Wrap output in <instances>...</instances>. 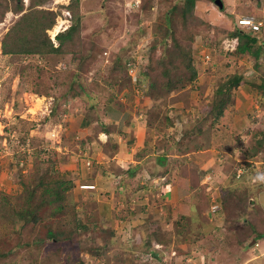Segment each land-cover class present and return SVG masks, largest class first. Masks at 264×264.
Listing matches in <instances>:
<instances>
[{"label":"rangeland","instance_id":"obj_1","mask_svg":"<svg viewBox=\"0 0 264 264\" xmlns=\"http://www.w3.org/2000/svg\"><path fill=\"white\" fill-rule=\"evenodd\" d=\"M57 1L40 7L55 8ZM214 1H199L194 15L202 23L196 26V20L179 13L185 0H80V65L75 48L37 56L4 53L5 32L22 14L6 12L0 21V255L7 253L0 264H264V187L259 184L264 183V94L255 62L235 52L236 39L228 32L245 15L264 21L258 6L264 0H223L222 9ZM24 3L27 10L30 0ZM56 9L59 25L48 30L50 35L67 24L68 11L61 5ZM253 32L264 36V25ZM54 44L59 45L57 38ZM183 48L192 50L193 78L182 72ZM152 58L174 65L170 77L179 80L170 89L150 84L148 72L163 70L159 63L149 66ZM234 73L244 76V84L232 92L227 114L211 125L203 117L217 85ZM108 99L129 108L118 118L120 125L142 115L140 125L147 124L153 136L162 124L166 133H175L181 152L207 146L220 151V161L205 173H188L206 184L198 190L200 182H194L187 196L171 202L164 200L162 184L115 190L107 198H102L105 191L90 188L91 178H100L99 187L108 186L103 165L81 166L76 136L104 148L98 133L113 116ZM186 136L193 141L187 147L182 145ZM43 145L50 147L43 151ZM65 152L78 155L70 159L76 172L68 171ZM99 166V176L91 174ZM60 175L74 182L64 194L66 207L54 211L55 199L44 205L43 215L66 237L37 241L40 225L16 221L10 210L25 204L30 180H36L38 201L42 183ZM233 187L256 194L255 199L238 202L229 214L221 204L214 213L219 196ZM152 248L156 261L146 255Z\"/></svg>","mask_w":264,"mask_h":264},{"label":"trees","instance_id":"obj_2","mask_svg":"<svg viewBox=\"0 0 264 264\" xmlns=\"http://www.w3.org/2000/svg\"><path fill=\"white\" fill-rule=\"evenodd\" d=\"M24 1L26 0H0V21L2 20L6 12L9 10L15 13L22 12L16 22L5 32V36L2 43L3 52L6 54L20 53L24 55L37 56L47 53L58 54L63 52H69L73 51L71 48H75V55H78V60L80 61L82 53H79L77 50L78 42L80 41L79 30L81 16L78 12L80 0H71V3L67 6L68 17L71 20V25L70 27L63 31H60L56 35V38L59 41V45L54 44V41L48 33V29L52 28V26L58 21L60 12L51 8L40 7L48 0H30V4L27 3L28 9L24 10ZM199 1L200 0H185L183 5L181 6L182 9L179 13L189 16L192 22L196 19H199L194 15V11L196 9V6H198ZM173 7L174 9L177 8L176 5ZM196 21V26L202 23L201 19ZM253 31V29L244 30L240 29L239 27H235L234 29H231L228 32L229 37L239 38L235 52L248 55L250 57V60L255 62V71L257 73V78L260 80V83H258L257 86L259 87V90H261L262 94H264V36L256 35ZM189 39L192 40V36H190ZM174 43L178 44V41L175 40ZM179 54L181 56L183 55L186 57V60L184 59L181 62L182 72H185L186 70V73H188V78L195 77L197 74V68L194 64H192V50L188 48H183L182 53L180 51ZM80 63L81 61L79 62V65ZM150 64H161L163 69L162 72H148V75L150 76V84H163L164 86L162 88L170 89L172 87V84L179 80V78L172 79L170 77V70L174 67V65L172 68H170V66L166 63L163 64L161 62V59L157 60L154 58H152V62L149 63V66ZM125 65L126 71H128L129 66L126 64V62ZM120 67L121 69H123L124 66L122 65ZM126 73H129V71ZM159 73L162 75L161 80L156 79V75ZM242 84H244V76L240 73H234L230 75L227 80L220 82L217 85L216 89V99L215 97L213 98V101L210 105V109L205 114L203 119L212 120L211 125H213L214 122L221 118L224 115L225 110L227 109V105L233 102V100L231 101L232 92H234L235 89ZM105 125L106 124H103L102 126L104 127ZM262 140L258 139V144H262ZM65 141H67V139H65ZM42 149L43 151H46V148L42 147ZM37 167L39 168V165ZM38 168H36L37 171H39ZM248 172L249 169H247L245 174H242V177L247 178ZM257 174L258 173H256L255 175ZM33 180L34 179L30 180L31 182L25 187V189H27L28 191L27 195L25 196V204L20 206L18 209L10 207V211L13 212L10 214L15 217L16 221L23 222V224L25 225L29 223L40 225L42 229L40 230L41 232H39V234L37 235V241H59L61 237L63 238L66 236L63 235L62 232H60L58 227L55 226L53 222H46L45 215H43V213H45V210H43L44 205H51L53 204V200L56 199L57 204H55L54 206V211H63L66 207V205L62 203L66 197L64 194L67 190L73 187L74 182L71 179L64 178L63 175H60L56 181H41L45 183H42L44 187L42 188L41 193H39L41 198L37 201L35 195L38 191L36 187L32 184L34 183ZM259 184H261L260 186L264 187V183L259 182ZM259 184L254 186L259 187ZM235 188L236 187H233L232 189H229V191H224L221 194L223 208L227 211V213L236 210V205L238 202L244 201V203H246L249 198H254L256 195L251 192L249 193L248 190H236ZM10 206H12V204ZM4 207L5 205H3V209ZM10 208H8L7 211H9ZM4 213H6L5 209ZM50 213L52 215H55L54 212ZM6 253L1 254L0 256L3 257L6 255ZM150 253L153 256L158 257L156 249L148 251L146 255H149ZM139 259H141V256H139Z\"/></svg>","mask_w":264,"mask_h":264},{"label":"crops","instance_id":"obj_3","mask_svg":"<svg viewBox=\"0 0 264 264\" xmlns=\"http://www.w3.org/2000/svg\"><path fill=\"white\" fill-rule=\"evenodd\" d=\"M200 1L204 2V0ZM108 110L109 112H112L113 116L109 121L107 120V123H104L106 125L100 129V132L98 133L105 149H98V147L93 145V142L89 143L87 141L84 143L82 141L81 143V138L76 136V139H79V141H76V144L78 143L77 147L82 151L79 155L91 156L93 162L103 165V167H95L94 171L91 173L95 176L98 173L99 176V173H101L100 167H102V174L103 176L105 175L104 184H107L108 186L99 187L97 181L100 178H91V182H94L92 183V185H94V191H105L102 198H107L113 194L115 190H119V192L121 190V193L125 191L131 192L135 187L137 188L136 190L139 188H143L142 190H144L150 187L153 183L157 186L158 184L165 186L162 192L165 201H177L182 197L187 196L186 191L192 188V184H194V186L196 185L194 182H200L202 180L200 179L201 177H197V181L193 180L192 175L188 174L190 171L192 172V170H195L198 176V173H205L207 168L211 167L213 163L217 164L220 161L219 159H221L219 157L221 154L218 155L220 151H213L210 146H207L204 149L196 148L188 152H183L186 149L182 152L179 151L178 143L181 140L179 137L176 138L175 133H166L164 131L165 126L162 124L160 130L156 129V133H158L157 136H153L154 130L151 131L147 124L146 126L143 124L140 125L139 122L143 123L140 120L143 117L142 115H136V119L133 121L127 116L129 120L127 119L125 123L120 125L118 118H122L125 114H129V112H127L129 111V108L126 105L122 106L115 104L111 102V99H108ZM226 114L227 109L221 118ZM167 120L169 119L167 118ZM156 122L160 123L161 121L157 119ZM169 128L174 127L169 126ZM66 138H70V135ZM190 138L191 136H186L182 145L187 147V145L193 144V141ZM225 152L227 151L222 150V153ZM65 153L66 155H69L68 161L66 162L68 171L76 172L77 166L72 163L71 160L78 158V155L75 152L73 154L71 152ZM78 159H80L77 161L81 162V166H86L83 157ZM219 167L222 168L221 165H219ZM198 169H201L200 172H198ZM88 174L90 173L88 172ZM112 180H114V182H112ZM147 180L150 182H145ZM153 180L154 182H152ZM198 184L200 187L197 189L199 190L201 189V185L206 184V182H200ZM219 201V205L216 206V209L220 208L222 204L220 196ZM145 202H148V199ZM208 209L212 210L211 208ZM219 212L220 211L216 214ZM223 212H225V210H223ZM177 261L178 260H176L175 263Z\"/></svg>","mask_w":264,"mask_h":264},{"label":"built area","instance_id":"obj_4","mask_svg":"<svg viewBox=\"0 0 264 264\" xmlns=\"http://www.w3.org/2000/svg\"><path fill=\"white\" fill-rule=\"evenodd\" d=\"M259 6H261V8L264 9V4H260ZM263 11V10H262ZM239 23L240 24H243V25H247V28L248 29H253V30H256L258 29L259 27L263 26L264 25V21L262 19H259V18H256L255 15H250V16H247V17H242L239 19ZM236 39V44L238 42V39L237 38H234ZM235 44V45H236ZM134 55L130 56V57H134ZM131 72H132V65H131ZM43 148H47L50 147L48 145H46V147L43 145L42 146ZM83 157V160H85L86 162V165L89 166V165H92V162H93V158L91 156H87V155H84L82 156ZM240 174V173H239ZM88 186V185H87ZM94 185H90V188H92ZM150 257V260L149 261H156L155 259V256H153L151 253L148 255Z\"/></svg>","mask_w":264,"mask_h":264},{"label":"clouds","instance_id":"obj_5","mask_svg":"<svg viewBox=\"0 0 264 264\" xmlns=\"http://www.w3.org/2000/svg\"><path fill=\"white\" fill-rule=\"evenodd\" d=\"M71 3V0H58L57 1V7H55V8H53V7H50L51 9H54V10H57L56 8H58L60 5H61V8L62 9H65V10H67L68 11V9H67V6H68V4H70ZM62 5H65V6H62ZM259 6V5H258ZM257 6V7H258ZM259 8V7H258ZM260 9V8H259ZM252 15V14H251ZM248 15H245V16H243V17H247ZM59 17H60V14H59ZM240 18H242V17H240ZM240 18H238V22H237V20H236V25H237V27H239L240 29H244V30H251V29H248L247 28V25H243V24H240L239 23V19ZM256 18H258L257 16H256ZM66 21H67V24H65L63 27H60V28H58V31H56L54 34H49L50 35V37L52 38V40L53 41H55V39H56V35L60 32V31H63V30H65V29H67L68 27H70V25H71V23L69 22L70 21V19H69V17L67 18V19H65ZM59 19H58V21L52 26V28H50V29H48V30H51V29H53L54 27H55V25H59ZM239 24L241 25V27L239 26ZM51 33V32H50ZM235 38H237L238 39V41H239V38L238 37H235ZM237 44H238V42H237ZM236 47H237V45H236ZM236 47H235V49H236ZM139 72V71H138ZM131 76H133V74H131ZM136 78V77H135ZM47 115H50V110H48V112H47ZM259 162H261V161H259ZM238 176H241V173L239 174L238 173ZM256 182V181H255ZM214 213H217L219 210L218 209H216V207H214ZM153 250H155V248H153Z\"/></svg>","mask_w":264,"mask_h":264},{"label":"water","instance_id":"obj_6","mask_svg":"<svg viewBox=\"0 0 264 264\" xmlns=\"http://www.w3.org/2000/svg\"><path fill=\"white\" fill-rule=\"evenodd\" d=\"M214 2H215V4L218 5L219 8L222 9V8L224 7V2H223V0H215Z\"/></svg>","mask_w":264,"mask_h":264}]
</instances>
